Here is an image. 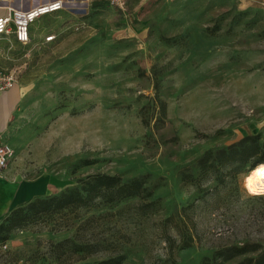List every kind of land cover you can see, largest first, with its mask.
Listing matches in <instances>:
<instances>
[{"label": "rangeland", "instance_id": "1", "mask_svg": "<svg viewBox=\"0 0 264 264\" xmlns=\"http://www.w3.org/2000/svg\"><path fill=\"white\" fill-rule=\"evenodd\" d=\"M64 1V11L32 25L57 41L36 37L17 65L31 90L4 143L14 151L7 169L25 180L51 175L60 192L90 175L145 177L154 196L81 210L69 228L30 227L0 248V264H60L46 256L50 243L80 237L100 247L81 264L116 254L123 264H158L168 250L162 222L179 214L197 238L176 253L178 264H238L243 257L212 258L264 245L262 165L226 169L219 186L198 164L247 135L264 143V9L247 0H129L123 15L109 0ZM153 200L156 209L140 208Z\"/></svg>", "mask_w": 264, "mask_h": 264}, {"label": "trees", "instance_id": "2", "mask_svg": "<svg viewBox=\"0 0 264 264\" xmlns=\"http://www.w3.org/2000/svg\"><path fill=\"white\" fill-rule=\"evenodd\" d=\"M165 109V107H164ZM205 177L215 174L218 185L224 184V177L220 175L228 169L232 174L241 167L250 165L253 171L260 165H264V143H261V135H247L242 140L228 147L207 151L198 162ZM185 179L184 182H191ZM154 193L149 189L144 178H136L124 181L120 175L96 174L79 179L77 186L63 190L57 195L38 198L24 207H19L2 222H0V244L10 242L15 235L27 231L30 227L37 225H50L60 228L71 227V218H77L81 210H90L98 204L112 205L133 198L143 200L152 199ZM159 201L153 200L144 203L140 208L149 209L158 206ZM189 205L183 208V212L191 209ZM180 219L176 221V215H171L162 222L165 241L168 246L167 256L158 264H178L176 253L190 249L195 244L196 228H192L187 220L179 214ZM89 223V219L77 230L80 236L82 226ZM177 232L178 238L169 234V231ZM76 238L66 239L59 243H50L48 255L60 264H81L100 253V247L91 242H82ZM45 256V257H46ZM243 257L238 264H264V245L260 243H244L241 246L234 245L218 250L212 261L229 262ZM125 256L116 254L108 256L92 264H123ZM211 260L206 258L201 264H210Z\"/></svg>", "mask_w": 264, "mask_h": 264}, {"label": "crops", "instance_id": "3", "mask_svg": "<svg viewBox=\"0 0 264 264\" xmlns=\"http://www.w3.org/2000/svg\"><path fill=\"white\" fill-rule=\"evenodd\" d=\"M49 1L53 0H0V18L9 16L13 10L26 11ZM247 1L264 9V0ZM46 31L47 28L45 27L42 30H38V32L35 28L31 27V43L36 37H39L43 38L42 44L45 45V38L50 36L44 35ZM55 42L49 44H54ZM31 43L27 46L21 45L13 35L0 38V69L5 71H19L16 86L0 96L1 143L7 141L13 120L29 97L31 85L22 83L20 72L22 66L18 68L17 65L30 55V52L33 50L30 49ZM23 51H25L24 54ZM56 181L51 175H42L35 180H25L21 175L15 173L13 169H0V222L5 220L13 210L19 207H24L38 198L59 194L60 191L57 190ZM26 235L27 233L17 234L10 243L15 245L19 239ZM45 236L50 240L56 239V236L53 234H47Z\"/></svg>", "mask_w": 264, "mask_h": 264}, {"label": "built area", "instance_id": "4", "mask_svg": "<svg viewBox=\"0 0 264 264\" xmlns=\"http://www.w3.org/2000/svg\"><path fill=\"white\" fill-rule=\"evenodd\" d=\"M66 3L64 0H53L39 4L26 11L13 10L9 16L0 18V38L13 35L16 41L24 46L31 43L30 29L32 25L47 16L58 14L65 10ZM109 6L119 13L126 15L129 6V0H109ZM86 24L76 27V31L85 29ZM57 40L55 35L45 38L44 43L49 44ZM18 82V73L16 71H5L0 69V96L12 90ZM13 149L0 142V169H7L13 157ZM3 251L8 250V243L0 244Z\"/></svg>", "mask_w": 264, "mask_h": 264}, {"label": "bare ground", "instance_id": "5", "mask_svg": "<svg viewBox=\"0 0 264 264\" xmlns=\"http://www.w3.org/2000/svg\"><path fill=\"white\" fill-rule=\"evenodd\" d=\"M256 188L264 193V165H262L258 172V177L256 180Z\"/></svg>", "mask_w": 264, "mask_h": 264}]
</instances>
